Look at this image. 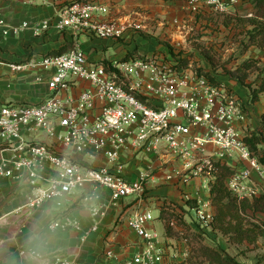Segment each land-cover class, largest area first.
<instances>
[{
    "label": "built area",
    "instance_id": "built-area-1",
    "mask_svg": "<svg viewBox=\"0 0 264 264\" xmlns=\"http://www.w3.org/2000/svg\"><path fill=\"white\" fill-rule=\"evenodd\" d=\"M197 1L191 0V5ZM219 2L217 6H213L216 1L209 2L210 11L234 15L228 9L241 0ZM6 3L49 7L56 10V15L51 20L14 27L3 17ZM101 14H109V6L95 0H0L2 38L30 29L37 37L68 33L73 44L63 55L31 56L11 65L18 73H48L52 94L38 104L0 105V182L23 176L33 193L26 205L31 210L54 202L61 211L67 206V198L89 183L107 190L114 201L142 198L153 167L141 173L137 181H129L115 170L121 168L118 162L124 152H142L164 165L172 161L180 164L179 171L166 176L170 184L201 182L204 194L197 192L195 197L187 195L185 199L197 203L195 218L199 227L216 232L212 228L215 210L211 198L216 164L234 171L226 185L239 201L253 202L264 197V166L251 155L244 141L251 135L246 125L247 102L232 87L211 83L194 70L193 64L179 71L174 68L177 63L167 66L149 56L93 60L82 47L83 38L91 42L118 41L128 30L137 28L135 23L100 19ZM80 82L88 86L78 95H70L73 89L80 88ZM39 133L55 144L28 142L27 138ZM56 147L65 151L59 152ZM95 154L103 155L110 167L92 165L88 159ZM47 166L55 175L44 180ZM91 211L94 217L101 215L99 208ZM155 221L151 211L135 213L129 220L140 239L135 255L120 259L107 252L108 264H176L167 250L169 239L152 227ZM6 224L7 216H0V232ZM169 226L181 236L184 261L177 264H182L189 256V240L175 220ZM98 229L96 224L85 235ZM47 230L52 234L82 231L77 222L61 213ZM18 255L42 264H73L63 257L45 261L41 252L25 246Z\"/></svg>",
    "mask_w": 264,
    "mask_h": 264
},
{
    "label": "crops",
    "instance_id": "crops-1",
    "mask_svg": "<svg viewBox=\"0 0 264 264\" xmlns=\"http://www.w3.org/2000/svg\"><path fill=\"white\" fill-rule=\"evenodd\" d=\"M97 2L107 3L109 6V14L99 15L100 19H118L121 22L135 23L137 28L141 27L145 30L151 28L152 23L148 25L147 21L152 20L154 17L167 19L166 21L173 23L176 20L175 17L182 15L180 12H175V9H170L171 6L155 7L154 0H101ZM168 3L173 5L174 2H167L166 4L168 5ZM136 8L151 11L149 16L146 17V21L134 19L131 13ZM2 14L8 25L21 27L24 23L37 24L45 20H51L55 17L56 10L49 7H25L19 3H6L2 7ZM140 21H143L144 25ZM56 36L60 39L56 45L44 44V41L30 29L23 31L20 35L12 34L8 38L0 36V105L9 103L38 104L52 94L48 86L50 80L48 73H18L11 69V65L24 62L31 56L46 55L72 41V36L68 33ZM81 43L83 49L96 61L121 60L134 49L126 47L127 50L122 51L123 53L119 57L109 58L110 56H105V52L116 49L115 41L95 40L91 42L83 38ZM138 44H140L139 41ZM146 48L147 46L143 47L142 50ZM87 86V83L80 82V88L73 89L69 94L76 96L82 88ZM254 108L256 115L251 112V116L246 123L250 132L259 129L261 125L260 119L264 114V96ZM44 138V141L38 144H55V141L46 135ZM56 148L59 152L65 151L63 147ZM1 155L7 157L6 154ZM155 160L156 158L153 157L135 158L131 152L126 151L118 162L121 168L115 170L127 180L137 181L140 174L146 172L150 167H153L154 171L157 170V166L161 163ZM88 161L95 166L110 167L101 154H95V157L88 159ZM180 169V164L172 161L165 174H153L147 180L145 196L142 198L114 201L107 190L97 188L90 183L86 184L83 190L67 198V206L61 211H58L54 202H47L35 210L27 208L26 205L33 193L25 183L23 176H18L16 179L2 180L0 182V216H7V224L0 232V264H42L38 260L20 258L18 250L22 246L41 252L46 258L45 261L48 262L54 257H63L73 264H108L107 252H112L115 257L120 259L131 258L137 251L140 239L131 229L129 220L138 211L145 210L151 211L153 215L154 210H156L157 215H154L156 221L152 224V227L157 231L156 223H162L164 227L163 235L169 239L167 250L171 261L183 262L182 252L184 246L177 239L166 235V224L160 220V210L163 202L156 203L154 202L155 199L152 198L149 199L150 203L147 204L148 199H146L150 195L167 196L171 199V202H173L172 200H178L180 203L175 202L178 206L183 207L185 212L191 216H195V210L188 208L186 205L188 201L185 198L187 195L193 198L197 192L203 195L201 182L194 180L188 185H177L176 182L170 184L166 181L167 175ZM54 175V172L47 166L42 177L44 180H48ZM255 178L259 179L256 174ZM94 208H99L100 216L94 217L92 215L91 210ZM60 213L77 222L82 231L68 230L57 231L53 234L49 233L47 230L48 224ZM189 214H186V216H189ZM96 224H99L98 231L86 236L85 232ZM37 226H39V239H34Z\"/></svg>",
    "mask_w": 264,
    "mask_h": 264
},
{
    "label": "rangeland",
    "instance_id": "rangeland-1",
    "mask_svg": "<svg viewBox=\"0 0 264 264\" xmlns=\"http://www.w3.org/2000/svg\"><path fill=\"white\" fill-rule=\"evenodd\" d=\"M172 1L174 2L173 5H169V3L168 5L166 4L167 2ZM211 1L212 0H199L196 4L191 5V0H154L155 7L162 8L165 5L171 6L170 9H175V12H180L182 15L175 17L176 20H174L173 23L166 21L167 19L163 20L162 18L154 17L152 20L147 21L148 25L150 23L153 24H151L150 29L145 30L139 27L128 30L123 39L115 41L117 46L116 49L105 52V56H110L109 58L119 57L123 53L122 51L127 50L126 47H131L134 49L130 52L136 51L137 53L127 59L136 56H149L151 58H156L161 64L167 66H172V64L182 60H189L188 66L189 64H193L194 70L198 71L199 74H208L209 76L213 74L216 81L232 87L241 100L247 101L246 111L249 119L251 112L256 115L254 106L260 102L259 101L256 104L250 103L251 91L249 88H255L262 78L261 74L264 69V49L262 50L257 47H251L248 50L246 49V44L249 40L247 33L251 30V27L241 29L234 25L231 27H225L224 25V22L227 19L226 17L232 18L239 14H248L249 9L245 4L242 5L240 3L234 8H229L228 10L234 12V15L223 13L218 19L206 21L199 18L198 20V14L203 9L210 10L209 2ZM214 1H216V3H214L213 6L220 4L219 0ZM221 1L230 4L231 0ZM150 13V10L147 11L143 8H136L131 14L134 19L136 18L146 21V17L149 16ZM140 23L144 25L143 21H140ZM161 23L163 25H160ZM40 38L46 45H56L60 40L56 35L50 34L44 35ZM138 41L140 44H138ZM146 46L147 48L142 50V48ZM208 46L209 48L212 47L214 51L216 50L213 56L214 64H210L205 53H203V50L208 48ZM106 60L108 61L109 59ZM250 60L258 62V64L252 69L245 71L243 68L244 63ZM183 68H188L186 63L183 64ZM245 76L246 86H242L239 79L244 78ZM250 133L251 132H249V134ZM44 136L43 133H39L32 135L27 139L28 142L38 144L44 141ZM133 155L135 158H151L142 154V152L134 153ZM160 163L161 166L158 165L157 170L153 171V174H165L170 165V163L168 165H164L162 162ZM152 198L155 199L154 202L156 203L171 202L169 197H163L162 195L157 194L150 195V197L147 196V204L150 203L149 199ZM172 201L175 205V202L180 203L178 200ZM154 215H157L156 210H154ZM185 217L190 229L186 232V238L189 240V255L191 254V250L197 247L194 235L198 236L204 244L237 257L240 264H255L254 259L257 254L264 252L263 240L259 241V250L246 245L239 247L230 243L228 239L218 231L214 232L209 229L205 230V232L197 224L195 216L189 214V216L187 215ZM257 220L262 223L264 216L257 215ZM156 226L157 232L163 237L164 227L162 223L157 222ZM173 234L174 239H177L178 241L181 239V236L175 230H173Z\"/></svg>",
    "mask_w": 264,
    "mask_h": 264
},
{
    "label": "trees",
    "instance_id": "trees-1",
    "mask_svg": "<svg viewBox=\"0 0 264 264\" xmlns=\"http://www.w3.org/2000/svg\"><path fill=\"white\" fill-rule=\"evenodd\" d=\"M242 5H246L249 9L248 14L237 15L235 17H226L224 22L225 27L237 26L241 29L251 27L248 31L249 40L246 44V49L257 47L264 49V0H241ZM252 14L253 16H249ZM223 13L213 12L203 9L198 14L199 18L203 20L218 19ZM72 42L65 44L58 50L49 52L48 56L63 55L71 50ZM214 49L211 47L205 48L203 53L210 64H214ZM136 54V52H129L122 60ZM106 62V61H105ZM174 66L177 70H183V64L186 63L188 67L189 60H182L176 62ZM258 62L250 60L244 63V70L248 71L255 67ZM201 74V73H200ZM205 75L209 78L211 83L218 84L214 77ZM262 78L257 83L255 88H249L250 103L256 104L264 96V69L262 71ZM245 79L240 78V84L246 86ZM259 129L252 131L251 135L244 139L251 155L258 159L259 163L264 166V114L260 119ZM234 173V171L224 165L216 164V175L211 186V198L215 208V216L213 218L212 228L220 232L228 241L239 247L249 246L259 250V241H264V220L260 223L257 220V215L264 216V197L255 199L253 202L248 200L239 201L232 192L227 188L226 181ZM186 205L190 210L197 208L195 201H188ZM160 220L166 224V235L173 237V229L170 228L169 223L175 220L179 227L184 228V235L188 232L189 226L186 219V212L183 207L175 205L172 202H163L161 206ZM197 247L191 250L188 259L182 264H240L237 257L232 256L215 247L204 244L202 240L194 235ZM255 264H264V252L257 254L254 259Z\"/></svg>",
    "mask_w": 264,
    "mask_h": 264
},
{
    "label": "clouds",
    "instance_id": "clouds-1",
    "mask_svg": "<svg viewBox=\"0 0 264 264\" xmlns=\"http://www.w3.org/2000/svg\"><path fill=\"white\" fill-rule=\"evenodd\" d=\"M34 239H39V226H37V232L36 235L34 236Z\"/></svg>",
    "mask_w": 264,
    "mask_h": 264
}]
</instances>
